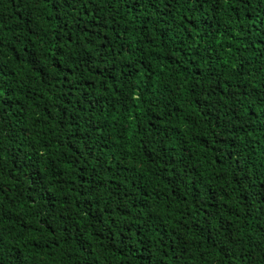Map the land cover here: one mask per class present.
<instances>
[{"label": "trees", "instance_id": "16d2710c", "mask_svg": "<svg viewBox=\"0 0 264 264\" xmlns=\"http://www.w3.org/2000/svg\"><path fill=\"white\" fill-rule=\"evenodd\" d=\"M0 264H264V0H0Z\"/></svg>", "mask_w": 264, "mask_h": 264}]
</instances>
